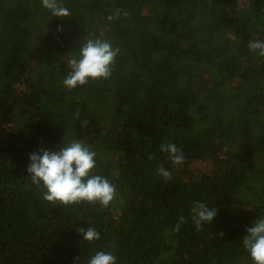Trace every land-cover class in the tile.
I'll return each instance as SVG.
<instances>
[{
  "label": "trees",
  "instance_id": "obj_1",
  "mask_svg": "<svg viewBox=\"0 0 264 264\" xmlns=\"http://www.w3.org/2000/svg\"><path fill=\"white\" fill-rule=\"evenodd\" d=\"M61 3L70 17L0 0V264H87L101 250L117 264H252L242 238L264 216V57L248 43L264 40V0ZM101 33L120 49L112 77L68 89V60ZM74 139L117 188L108 208L49 203L32 184L30 154ZM162 143L205 169L186 174ZM196 201L217 209L200 231Z\"/></svg>",
  "mask_w": 264,
  "mask_h": 264
},
{
  "label": "clouds",
  "instance_id": "obj_2",
  "mask_svg": "<svg viewBox=\"0 0 264 264\" xmlns=\"http://www.w3.org/2000/svg\"><path fill=\"white\" fill-rule=\"evenodd\" d=\"M42 6L48 9L52 16L58 18L70 17L69 9L61 0H42ZM119 9L107 17L109 21L119 19ZM123 15L127 17L128 13ZM62 28L58 27V31ZM248 48L252 53L264 57V40H251ZM120 53L111 40L104 39L103 33L95 39H88L79 49L78 55L68 60V75L63 80L68 89L85 86L89 81L109 80L112 77L116 58ZM79 117V110L74 114ZM87 121L82 123V127ZM159 150L168 154L173 165H181L185 161L184 153L174 143H162ZM97 152L92 150L83 140H72L66 146H60L56 151L41 148L31 153L27 172L32 184L42 190V198L53 204L62 206L80 205L87 203L99 204L108 208L117 198V188L107 178L94 174L97 167ZM149 159H152L149 156ZM156 172L165 182L171 181L172 173L163 165H158ZM191 219L197 231L204 224H211L217 215V209L208 204L196 201L191 208ZM180 222H186L183 216ZM180 223L174 227L179 231ZM82 234L83 240L92 243L101 239L100 233L94 227L76 229ZM247 234L242 238L245 250L249 253L252 264H264V216L254 221L247 228ZM220 235H223L222 233ZM79 259V258H78ZM87 264H117V257L111 252L97 251L87 260Z\"/></svg>",
  "mask_w": 264,
  "mask_h": 264
},
{
  "label": "rangeland",
  "instance_id": "obj_3",
  "mask_svg": "<svg viewBox=\"0 0 264 264\" xmlns=\"http://www.w3.org/2000/svg\"><path fill=\"white\" fill-rule=\"evenodd\" d=\"M26 83H27V80H25V84ZM183 164L181 165H183V168L186 174L196 175L200 173L202 169H205L203 166L200 168L199 166H196L195 164H189V165L187 163H183Z\"/></svg>",
  "mask_w": 264,
  "mask_h": 264
}]
</instances>
